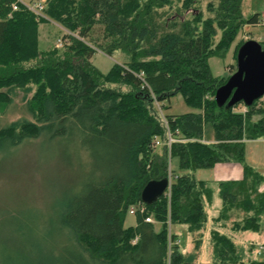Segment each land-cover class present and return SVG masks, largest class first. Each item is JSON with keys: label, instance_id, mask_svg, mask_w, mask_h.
I'll return each mask as SVG.
<instances>
[{"label": "trees", "instance_id": "16d2710c", "mask_svg": "<svg viewBox=\"0 0 264 264\" xmlns=\"http://www.w3.org/2000/svg\"><path fill=\"white\" fill-rule=\"evenodd\" d=\"M243 2L208 0L203 11L202 0H46L38 17L18 0H0V119L20 94L25 112L0 125V151L39 140L41 149L61 146L62 153L47 155L79 172L54 220L62 242L56 249L46 235L47 250L29 245L35 258L26 264L198 263L213 190L194 172L244 163L245 142L264 139V100L219 104L215 94L232 74L214 77L209 66L245 26L260 24L259 13L244 14ZM48 21L68 32L61 50H39V24ZM245 42L235 47L236 64ZM98 51L125 59L103 74L92 63ZM175 94L198 112L160 118L154 103ZM173 158L185 172L173 171L169 192L144 204V187L169 178ZM263 185L249 167L242 180L218 184L210 264H264L248 259L232 235L260 231ZM140 206L136 225L125 228L130 209ZM174 225L187 226L188 252L171 233Z\"/></svg>", "mask_w": 264, "mask_h": 264}, {"label": "rangeland", "instance_id": "374dc122", "mask_svg": "<svg viewBox=\"0 0 264 264\" xmlns=\"http://www.w3.org/2000/svg\"><path fill=\"white\" fill-rule=\"evenodd\" d=\"M18 1L21 4H26L30 1L40 2L44 0ZM206 1L208 0H202L201 9L203 11L206 9ZM243 12L246 16L259 13L260 24L245 26L225 57H211L209 59L210 70L214 77H225L236 71L237 64L233 55L235 47L240 41L255 40L264 49V0H244ZM193 13L194 11L190 10L184 13L183 17H190ZM38 31L40 51H45L48 48L61 50L63 47L60 46L62 37L68 33L53 21L39 24ZM124 59V54L121 52L108 56L98 51L93 55L92 63L103 74H107L114 65H121ZM20 99L21 94L16 99V106L8 110L7 114L0 119V125L25 115ZM154 107L162 119L166 115L198 112L196 108L184 102L181 94L173 95L164 103L156 101ZM242 109L243 107H241ZM243 110H246L245 106ZM258 118L254 117L255 120ZM51 149L54 150L41 149V142L32 140L22 147L4 148L0 151V264H26L28 258V261L32 263L35 257L29 250V245L40 246L42 250H47L49 243L44 242L46 235L50 236V243L56 249L62 242L58 236L54 220L61 206L63 207L70 200L68 196L70 197L71 191L79 180V172L69 165L65 166L55 162L53 157L63 152L61 146ZM47 151L54 156L51 158V154L47 155ZM170 166L172 181L175 178L173 171L177 175L185 172L180 168L177 158L171 160ZM245 167H249L264 176V139L245 142L244 163L220 162L212 168L198 169L194 172L197 180L208 181L213 190L212 202L207 207L208 224L197 264H210L211 262L208 241L211 221L222 204L218 184L222 181L243 179ZM260 190H264V185L260 187ZM136 219V215L128 213L125 218V228L135 226ZM29 224L31 227L28 229ZM159 228L160 225L156 224V230ZM225 232L229 233L228 230ZM171 233H176L179 236L182 252H188L192 248L187 226L174 225L171 227ZM232 235L236 243L244 248L248 259L264 261V215L259 232L249 230Z\"/></svg>", "mask_w": 264, "mask_h": 264}, {"label": "water", "instance_id": "95a60500", "mask_svg": "<svg viewBox=\"0 0 264 264\" xmlns=\"http://www.w3.org/2000/svg\"><path fill=\"white\" fill-rule=\"evenodd\" d=\"M264 97V49L255 40L246 41L237 53V69L221 86L215 100L223 105L243 104L247 107ZM169 178L150 181L141 194L142 202L150 205L165 195Z\"/></svg>", "mask_w": 264, "mask_h": 264}, {"label": "built area", "instance_id": "2783aa9c", "mask_svg": "<svg viewBox=\"0 0 264 264\" xmlns=\"http://www.w3.org/2000/svg\"><path fill=\"white\" fill-rule=\"evenodd\" d=\"M23 6L33 12L35 15H37L38 17H41L43 16V11H44V8H45V2H36V1H30L29 3H26V4H23ZM12 9L13 11H17L19 9V5L17 3H15L13 6H12ZM63 44V41L61 42V45L62 46ZM264 98V97H263ZM262 98V99H263ZM172 142V139L169 140V143ZM156 144H159L158 142ZM169 188H168V191L170 190V186H171V183H172V180L169 176ZM137 211H139L140 213H144L145 209L144 207L140 206L138 208H132L130 209V214H133V215H136L137 214ZM146 222H153V220L151 218H146ZM179 243V241L177 242Z\"/></svg>", "mask_w": 264, "mask_h": 264}, {"label": "crops", "instance_id": "0c3cea01", "mask_svg": "<svg viewBox=\"0 0 264 264\" xmlns=\"http://www.w3.org/2000/svg\"><path fill=\"white\" fill-rule=\"evenodd\" d=\"M46 0H44V1H40V2H45ZM55 24H57V23H55ZM58 25V24H57ZM240 180H242V179H240ZM229 181H238V180H229ZM208 182V181H207ZM223 182V181H222ZM222 205V204H221ZM221 207H219L218 208V210H217V212L215 213V215L213 216V218H215V217H217L218 216V212H219V209H220Z\"/></svg>", "mask_w": 264, "mask_h": 264}]
</instances>
